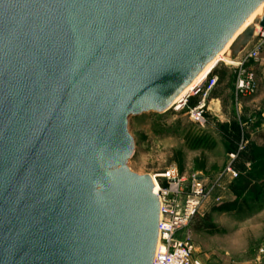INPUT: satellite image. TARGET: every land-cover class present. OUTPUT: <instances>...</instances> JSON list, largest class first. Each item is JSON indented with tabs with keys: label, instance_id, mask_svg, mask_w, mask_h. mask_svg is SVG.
<instances>
[{
	"label": "water",
	"instance_id": "water-1",
	"mask_svg": "<svg viewBox=\"0 0 264 264\" xmlns=\"http://www.w3.org/2000/svg\"><path fill=\"white\" fill-rule=\"evenodd\" d=\"M263 3L0 0V264H153L129 119L170 110Z\"/></svg>",
	"mask_w": 264,
	"mask_h": 264
},
{
	"label": "rangeland",
	"instance_id": "rangeland-1",
	"mask_svg": "<svg viewBox=\"0 0 264 264\" xmlns=\"http://www.w3.org/2000/svg\"><path fill=\"white\" fill-rule=\"evenodd\" d=\"M258 26L256 22L252 25L253 37L246 46L238 41L240 35L235 38L238 44L233 42L225 54L231 63L220 61L214 68L219 77L221 72L224 77L222 81L219 78L210 95L205 124L193 122L185 110L150 111L129 119V131L136 143L129 163L131 170L151 176L177 166L188 176H211L224 170L232 153L237 154L235 165L242 177L250 176L252 164H264V158L254 160L249 156L250 152L264 150L260 138L263 132L258 131V124L264 121V49L259 61L252 64L258 82L256 93L238 97L235 91L237 63L253 47ZM244 151L247 155L240 157ZM251 175L258 185L257 194H243L238 200L239 211L226 216L227 228L218 235L223 247L219 256L230 264H250L254 253L264 247V217L260 216L264 211V186L259 176Z\"/></svg>",
	"mask_w": 264,
	"mask_h": 264
},
{
	"label": "built area",
	"instance_id": "built-area-1",
	"mask_svg": "<svg viewBox=\"0 0 264 264\" xmlns=\"http://www.w3.org/2000/svg\"><path fill=\"white\" fill-rule=\"evenodd\" d=\"M263 49L264 28L258 26L253 47L237 63L235 91L238 97L256 93L258 82L252 64L259 61ZM218 80L219 76L213 70L179 102L172 103L170 110H185L193 122L205 124L209 98ZM236 158L237 154H230V160L221 172V177L230 174L233 178H238L239 173L234 166ZM151 176L154 192L160 202L159 235L153 264H207L195 254L191 226L210 196L212 188L208 181L200 174L193 173L188 176L177 166H170Z\"/></svg>",
	"mask_w": 264,
	"mask_h": 264
},
{
	"label": "crops",
	"instance_id": "crops-1",
	"mask_svg": "<svg viewBox=\"0 0 264 264\" xmlns=\"http://www.w3.org/2000/svg\"><path fill=\"white\" fill-rule=\"evenodd\" d=\"M258 131L264 133V121L258 124ZM260 138L264 144V139ZM236 170L240 173L238 169ZM210 175H202L212 189L200 214L191 226L196 248L195 254L207 264H230L226 259L219 256L222 254L221 248L223 247L219 242L218 235L227 228L225 226L227 224L226 216L229 213L239 211L240 204L239 202L236 203L237 197L232 190V185L237 178H233L230 174L221 177V172ZM260 216L264 217V211ZM250 264H264V247L259 248L254 253V260Z\"/></svg>",
	"mask_w": 264,
	"mask_h": 264
},
{
	"label": "bare ground",
	"instance_id": "bare-ground-1",
	"mask_svg": "<svg viewBox=\"0 0 264 264\" xmlns=\"http://www.w3.org/2000/svg\"><path fill=\"white\" fill-rule=\"evenodd\" d=\"M263 8H264V3L253 13L254 16L257 15V18L254 19V16L252 15V17L250 16L246 20V22L244 23V25L235 33V35L232 37V39L226 44V46L224 47V49L219 54H217L203 68V70L192 80V82L174 99L173 103L174 102H179V100H181V98L183 96H185L187 93H189L195 85H197L200 82H202L203 80H205L209 76V74L214 70V68L220 63V61H225L227 63H231L232 62L226 56L227 55V52H228V48L230 47V45H232L233 42L235 43V41H234V40H236L235 38H238L239 35L241 37V35H242V33H243L244 30H247L255 22H257V20L262 16V14H263L262 12H264V10L262 11Z\"/></svg>",
	"mask_w": 264,
	"mask_h": 264
},
{
	"label": "trees",
	"instance_id": "trees-1",
	"mask_svg": "<svg viewBox=\"0 0 264 264\" xmlns=\"http://www.w3.org/2000/svg\"><path fill=\"white\" fill-rule=\"evenodd\" d=\"M214 73L219 75V73L217 72V70H214ZM224 75L221 72L220 73V81H222ZM263 139H264V133H262L260 135ZM247 151L241 152V156H246L247 155ZM251 159L257 160V159H261L264 158V150H257L254 152H250L249 154ZM235 163V162H234ZM254 166V169L251 170V173L256 174L257 176H259L261 179V182H259L260 184H262L264 186V177L262 175H264V164L262 166H257V163L252 164ZM234 166L237 168V165L234 164ZM250 176H246V177H242L240 174L238 176V178L236 179L235 183L232 185V190L233 192L236 194V203L238 202L239 199H242L243 194H245L246 192H250L253 194H257L258 192V185L256 184V182H254L253 178ZM258 198V197H256ZM235 203V202H234Z\"/></svg>",
	"mask_w": 264,
	"mask_h": 264
}]
</instances>
